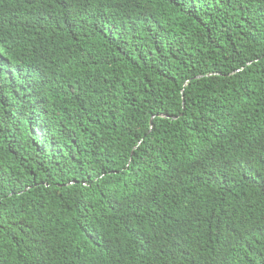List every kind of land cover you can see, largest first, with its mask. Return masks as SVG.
I'll list each match as a JSON object with an SVG mask.
<instances>
[{
	"label": "trees",
	"instance_id": "16d2710c",
	"mask_svg": "<svg viewBox=\"0 0 264 264\" xmlns=\"http://www.w3.org/2000/svg\"><path fill=\"white\" fill-rule=\"evenodd\" d=\"M0 264H264V0H0Z\"/></svg>",
	"mask_w": 264,
	"mask_h": 264
}]
</instances>
